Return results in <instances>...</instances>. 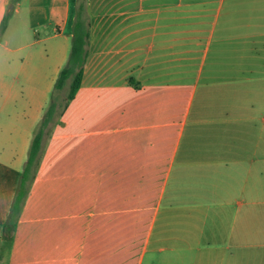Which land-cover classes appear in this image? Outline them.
Instances as JSON below:
<instances>
[{
  "label": "crops",
  "instance_id": "1",
  "mask_svg": "<svg viewBox=\"0 0 264 264\" xmlns=\"http://www.w3.org/2000/svg\"><path fill=\"white\" fill-rule=\"evenodd\" d=\"M77 1L0 0V264H264V0H85L82 84L8 233Z\"/></svg>",
  "mask_w": 264,
  "mask_h": 264
},
{
  "label": "trees",
  "instance_id": "2",
  "mask_svg": "<svg viewBox=\"0 0 264 264\" xmlns=\"http://www.w3.org/2000/svg\"><path fill=\"white\" fill-rule=\"evenodd\" d=\"M84 12L85 9L81 5L77 10V18L74 24L70 58L67 65L59 73L51 96L50 104L46 108L34 133L29 149L27 163L21 173L17 192L11 207L10 218L7 224V231L9 234L15 227L16 221L19 218L23 202L28 193L29 184L35 176L44 144L51 136L54 125L63 115L68 103L75 97L81 87L84 75V65L88 56L87 46L89 39V24L87 19L84 17ZM6 25L7 20H5L1 26L0 36L4 33ZM69 79H72L70 90L64 100V103L61 104L60 93Z\"/></svg>",
  "mask_w": 264,
  "mask_h": 264
},
{
  "label": "rangeland",
  "instance_id": "3",
  "mask_svg": "<svg viewBox=\"0 0 264 264\" xmlns=\"http://www.w3.org/2000/svg\"><path fill=\"white\" fill-rule=\"evenodd\" d=\"M77 2H78L77 10H78V8H79L81 5L84 7V5H85V0H78ZM84 17H85L86 19H88V15H87V13H86V10H85V12H84ZM71 49H72V38H70V41H69V44H68V51H67V55H68V56H67V61H66L65 65H64V67L67 65L68 60H69V58H70ZM64 67H63V68H64ZM254 77L256 78V76H251V78H254ZM71 82H72V79H69L68 82L66 83L64 89H63L62 92L60 93V101H61V104L64 103V100L66 99V97H67V95H68V93H69L70 86H71ZM53 91H54V86L52 87V89H51L50 92H49V96H48V99H47V104H46V106H45L46 108H47L48 105L50 104L51 96H52ZM46 108H45V110H46ZM45 110H44V112H45ZM44 112H43V114H44ZM43 114H42V117H43ZM41 119H42V118H41ZM40 121H41V120H40ZM40 121L38 122L37 126L35 127V131H36V129H37V127H38ZM249 243H250V242H249ZM246 252L251 253L250 251H246Z\"/></svg>",
  "mask_w": 264,
  "mask_h": 264
}]
</instances>
